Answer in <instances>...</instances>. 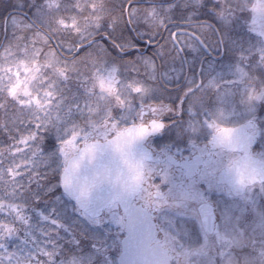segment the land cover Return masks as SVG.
Listing matches in <instances>:
<instances>
[{
	"label": "rangeland",
	"instance_id": "374dc122",
	"mask_svg": "<svg viewBox=\"0 0 264 264\" xmlns=\"http://www.w3.org/2000/svg\"><path fill=\"white\" fill-rule=\"evenodd\" d=\"M127 1L112 0V2L106 4L105 0H102V3L101 0H96V4H93V0H83L81 2L82 6L78 7L79 10L72 11L78 15L74 14L72 16L70 14L71 6L67 5L68 3L70 4L69 0L64 1L66 2L64 7H62L64 3L55 7L54 0H15L14 4L17 7H22L25 4L28 8L34 10L38 25L33 22L34 26L32 24L31 26L37 33L46 37V41L41 40L37 33H33V31L31 36L27 34L25 36V27L27 29V25L20 16L9 15L5 19L7 14L0 20V107L3 110L6 100H14L8 95V89L17 79L22 81L20 87L23 88L26 83L29 91L28 96L18 94L20 100L31 101V98L35 96L41 101L42 105L44 100H50V104L43 105L42 109L37 108L31 102L26 105H20L16 102L18 106L14 110L12 109L13 115L6 118L5 114L3 115V111L0 117V244L3 245V247H0V250H3L1 251L3 253H0V264H4L3 261H8L6 264H46L47 262L48 264H116V257L120 250L119 239L123 236V233L120 227L110 221L113 213L116 214L118 219L122 220L117 205H112L111 209L108 208L103 212L101 215V226L91 225L81 219L75 210L74 204L67 198L62 195L59 200L55 198L60 193L59 188L55 192L46 191L48 186L55 182L56 179H53V176L57 177L58 170L64 164L63 158L57 157L51 164L46 165L40 161V156L56 149V137L64 135L66 126L69 130L73 125L77 126L78 130H83L80 132V137L75 141L79 147L84 143V132L89 131V120L91 119L99 125L106 109L110 110L119 126L125 128L131 123L141 122L137 115L138 108L153 104V101L146 102L144 98L155 94L152 84H155L154 81L161 74L151 72L150 75L147 74L146 80H142L140 78V75H142L141 70L151 69L147 68L140 60L135 59L137 54L132 52L131 49L124 52L123 55H119L116 48L113 47V40L108 37L110 33L109 36L112 37L114 35L117 41L128 40L143 51L144 44L133 41L131 32V37H128L125 30L122 31L124 34L122 38L118 35L120 32L118 33L117 30L120 25H123L125 29V14L128 18L127 21L135 29L136 34L142 41L147 40L149 30L152 33V27H163L161 22L174 26V28L182 26L179 25L181 23L190 24V26L195 25L192 28L188 27V30L199 29L196 23H192V18L191 22H188L187 17L175 20L169 15V12L176 9L186 10L188 5L196 6L193 0H174L178 5L176 4L171 10H166V7L161 5L167 4L164 0H137L138 3H135L136 5L128 8L126 7ZM78 2L79 0L75 1L76 4H79ZM253 4L258 5L256 9L254 5L253 9L250 7L245 9L243 2L242 4L240 2L238 6H233L235 5L234 1L230 6L225 7L227 14L226 24L231 25L237 19L252 23L251 26L253 28L248 35L254 38L252 43L257 47L248 46L244 48L243 53H239L238 50H234L237 48L236 44H233V49L229 50V62H226L220 68L223 66L225 68L226 66L229 69L226 73L229 80L226 88L229 89L230 99L228 97L225 98L231 107V123L232 125H242L251 120L253 125L248 129L249 132L252 129L255 130L257 126L262 128L259 148L252 150L251 154L264 161V99H249L250 96L254 97L259 91L264 90V61H262V55H264V0H253ZM97 5L105 12L114 11V15H109L110 18L119 16L120 19L118 21L115 18L111 20L115 24L114 30L109 27V24H106L104 29L95 30L99 28V25H93L90 22L89 13ZM184 5H187V7H184ZM240 5H243V7H240ZM52 8L57 11L54 12ZM82 9H85L84 12L86 14L82 15L80 12ZM149 13L153 14L149 15ZM80 15L83 16L82 21H80ZM232 16L235 18L233 19ZM29 19L31 18L29 17ZM213 20L221 22L217 16L207 21ZM61 21H63V24ZM143 25L146 28L140 29ZM28 27L30 28V26ZM74 29H79V32H75ZM127 30L130 31L128 28ZM172 30H170V33ZM8 31L15 36L12 37V34H10L7 37L9 35ZM50 33L54 36L52 37L53 39L47 37L46 34L50 36ZM200 35L204 38L206 36L202 33ZM202 36L201 38H203ZM48 39L53 41L49 44ZM177 43L184 53L191 55L184 62L177 61L176 64L179 65V68L193 69L200 67V65L194 63L193 59L204 55V53L193 42L185 38H178ZM77 45H79V49H77ZM160 45V53H163V56L158 53V49H151L145 53V56L151 57L155 61V69L164 68L162 67V65L164 66V59H169L166 55L177 51L167 40H164ZM101 48L110 49L114 54L117 53L114 58L121 61L120 67H117L116 62L110 63L102 60L96 63L97 61L94 62L89 57V54L93 57H98L99 53L101 54ZM50 50L55 56V63L47 66L45 61L48 59ZM177 52L180 53L181 51ZM71 56H78L80 60L93 62L94 64L96 63L95 66H98L90 80L85 81L80 77L82 83L78 81L77 84L79 86L80 84L82 85L84 96L79 103H71L70 97L64 95L66 88L60 84V76L57 72V69H67L66 67L76 70V68L68 64ZM257 56L259 61L256 62ZM21 61H23L24 67L29 69L33 67L32 62H36L39 70L34 78L27 79L31 73H26L23 70ZM168 61L171 62V60ZM196 63L201 62L197 61ZM221 63L222 60L220 61ZM113 67H115L116 72L111 85L113 91L109 93L100 87L97 78L109 76L110 69ZM202 68L213 67L204 65ZM237 68L246 73L243 80L240 79L239 73L236 71ZM255 69H260L262 74V83L260 85L256 83V77L252 72ZM47 70H49L48 74H46ZM41 72L45 73L46 79L39 78ZM165 76L167 77L168 74H165ZM207 78L209 80L210 76ZM212 78L216 81V77L213 76ZM221 78L220 76L219 79ZM133 83H141L145 87H147L146 84H149L151 87L147 88L150 91L145 95L133 93L130 89V85ZM46 92H51L52 95L46 96ZM118 101H122L123 105L121 106ZM7 104L9 103L7 102ZM89 104L95 109L92 113L88 111ZM24 107H27L24 111L29 112V116L17 117L18 115L16 114H22L21 111H23ZM260 110L261 114L259 113ZM6 123L12 131L7 129ZM35 123H42L45 130L38 131L35 142L19 143L18 141L22 135L34 130ZM57 127L59 131H57ZM111 127L112 125L109 123L108 128L111 129ZM14 128L16 129L14 130ZM17 130L21 132H17ZM113 135L114 132L109 131L107 138L109 139ZM96 138L95 135L92 136V140ZM100 138L101 140L103 139V137ZM37 147L42 148L43 153L34 156L33 152ZM234 158L235 155L231 154V160ZM53 169L57 171H53ZM40 170L50 180H48L47 187L43 189L41 195L36 193L38 191H33L34 195L29 197L19 179L32 174L39 176L36 173ZM36 197H39V199L37 200ZM197 200L199 201V199ZM239 202L243 204L240 206ZM231 207L232 230L225 237H209L197 234L164 237L162 245L175 257L172 264H264V183L247 188L239 199L232 201ZM241 208L244 210H241ZM234 209L235 212H233ZM40 213H43L48 219L42 220ZM240 215H244V225L241 226V229ZM40 220L44 221L43 223H52L54 227H57L58 224L52 221L59 222L60 228H55L56 232H53L52 235L60 233L62 229L65 230L63 226L66 225L68 231L65 232H68V236L70 234L72 239L75 237L79 241L76 244L81 246L82 250L85 247L81 242H84L86 245H91L94 251L91 250L88 254L86 253L80 257H68V259L66 255L62 256L61 254L56 258L51 257L47 253H49L53 244L44 243L43 233L39 232L41 226L37 227ZM32 224L34 228L31 227ZM109 230H114L118 233L116 241L111 235H108ZM18 240L23 245L22 251L29 249L28 252H30L31 250L29 254L20 255L21 253L16 251L18 245L13 243V241L16 242ZM115 242L116 245L113 244ZM48 257L49 260L46 261ZM9 258L13 259H11L12 262Z\"/></svg>",
	"mask_w": 264,
	"mask_h": 264
},
{
	"label": "flooded vegetation",
	"instance_id": "af4514ba",
	"mask_svg": "<svg viewBox=\"0 0 264 264\" xmlns=\"http://www.w3.org/2000/svg\"><path fill=\"white\" fill-rule=\"evenodd\" d=\"M244 4L245 9L249 7L253 9L254 6L256 9L258 6L253 4V0H245ZM220 8L221 7L219 6L218 9ZM161 24H163V27H152V33L149 30L147 40L144 41H142L137 34L133 33L132 40L143 43L144 49L141 51L140 48L135 47L131 49L132 52H135L140 56H145V53H147L148 50L158 49V53L163 56V53H160V44L164 40H167L172 44L171 35L176 30H183L198 36L209 50V53H205L198 43L190 36L180 35L177 39L185 38L190 40L204 53V55L193 59L194 63L200 65V67L193 69L179 68V65L176 64L177 61L184 62L191 56L184 53L181 48L182 51L180 53L176 51L177 53L174 52L166 55L169 59H164V66L162 65L164 68L155 69L154 71L148 69L141 70L142 75H140V78L142 80H146L147 74L150 75L151 72L154 74H161V76L154 81L155 84H152V87L156 90H154L155 95L162 97L163 99H161L159 103L153 102V104L162 103L167 105L166 101L174 98L178 106L180 99L183 96L184 111L183 115H177L178 107H176L175 114L172 115L171 119L164 123L165 127L163 135H151L144 142L145 148L151 153L152 159L145 162L143 172L145 179L142 181L139 193L133 199L132 203L136 211H139L140 209H143L144 211L147 209V214L152 224L146 222V226H153V242L160 243L161 245L164 237L190 236L191 234L209 237H225L232 230V201L239 199L241 196L232 194L228 185L219 180V176L228 168V165L231 164L234 159L241 155V152H231L226 148L222 149L219 147L212 148L209 141L213 134V129L208 128L205 121L210 122L214 118H217V109L222 108L223 117L217 118V122L222 127L231 129L241 125H232L231 123V107L228 100L225 98L228 97L230 99V94H228L229 89L226 88L229 81L226 73L229 69H227L226 66L225 68H223L224 66L222 68L220 67L226 62H229V50L233 49V44H236L235 46L237 49L234 50H238L239 53H243L244 48L248 46L254 48L257 47L252 43L254 38L248 35L251 33L253 26H251V22L249 23L245 21H233L230 25L226 24V22L213 20L197 22L196 26L199 29L188 30V27L192 28L195 25L190 26V24L180 23L179 25L182 26L174 28V26H170L163 22H161ZM145 28L146 26L143 25L140 29ZM171 29L173 30L170 33ZM200 33L206 35L205 38L200 35ZM201 36L203 38H201ZM222 41L223 44H221ZM172 46L175 48L173 44ZM221 47L223 48V51H221ZM168 60H171V62ZM221 60L222 63L220 64ZM197 61H200L201 63H196ZM257 61H259L258 56L256 58V62ZM204 65L212 66L213 68H202ZM252 72L256 77V83L260 85V83H262L260 69H255ZM165 74H168V76L166 77ZM208 76H210V79L213 76L216 77V83L219 85V93L213 88L206 87ZM220 76L222 77L221 79H219ZM146 86L148 88L151 87L149 84H146ZM220 93L223 94L222 99L220 98ZM150 106L145 105L143 108L137 109L138 112L141 110L143 111V119H145V121L153 118ZM189 107H191L194 114L188 112ZM259 113L261 114V110ZM138 118L139 121H141L139 116ZM189 120L193 122L196 131H192V129L187 126ZM139 123L140 122L131 123L128 126ZM261 131L262 128L259 126H257V128L255 127V130H250L251 134L257 132L258 135L255 146L252 150L259 148ZM162 149L164 150L163 153L161 151ZM200 149L205 150L203 155H201L199 151ZM231 154L235 155L233 160H231ZM168 156L172 157L171 161L167 159ZM186 161L191 162V168L185 167ZM205 161L210 162L208 166L205 165ZM162 170L167 172L172 183L162 182ZM210 173L212 174L213 181L211 189H209L208 185L203 182L195 184V190L202 193L204 199L212 208V233L207 235L201 225L199 215L200 201L191 196L185 195L184 191L192 188L194 183L192 179L193 175H195L196 180L202 181L203 177L208 176ZM170 188L172 189L171 191ZM154 191L166 194V198L162 200L156 199L151 196V193ZM239 204L241 206L243 203L239 202ZM117 208L120 211V206L118 204ZM241 210L244 209L241 208ZM233 212H235V209ZM121 216L124 225V216L122 213ZM239 222H241V229V226L244 225V215H240ZM113 231L114 230H112V232ZM123 232L124 230L122 233ZM117 234L118 233L115 231L112 234L115 241L118 238ZM121 238L119 239V243ZM113 244L116 245V242ZM166 251L171 254L168 249H166ZM174 258L175 257L173 256V260Z\"/></svg>",
	"mask_w": 264,
	"mask_h": 264
},
{
	"label": "snow or ice",
	"instance_id": "6c2138e0",
	"mask_svg": "<svg viewBox=\"0 0 264 264\" xmlns=\"http://www.w3.org/2000/svg\"><path fill=\"white\" fill-rule=\"evenodd\" d=\"M193 3L198 5V7H203L202 0H193ZM174 7V5H167L166 10H171ZM184 7H187V5H184ZM240 7H243V5H240ZM212 11V9H209ZM153 13H149V15H152ZM198 14V11H190L187 13L188 22H191V18ZM214 15L217 16L218 19L221 20V22H227V14L222 13L219 10H216L214 12ZM63 24V21H61ZM74 23V22H73ZM109 27L111 29H115V24L112 23V21L109 23ZM175 33L172 34L173 39L175 38ZM37 36L40 37L41 40L46 41V37L41 35L40 33H37ZM107 38V36H106ZM113 47L116 48L117 52L121 53L122 55L124 52L135 48V45L131 44L128 40L123 41H113ZM223 44V41L221 42ZM77 49H79V45L76 46ZM101 53L104 54L106 52V49L101 48ZM178 51H182V49H178ZM221 51H223V48L221 47ZM89 57L95 60V57H93L91 54H89ZM135 59L140 60L147 68L151 69L152 71L155 70V61L148 56H140L137 55ZM262 61H264V55H262ZM33 67L29 69L28 67H24L23 61H21V67L26 73H31L27 77L28 80L35 77L37 71L39 70L36 66V62L33 61ZM55 63V56L51 52L48 53V59L45 61V64L47 66H51ZM236 71L239 73L240 79L243 80L246 76V73L243 72L241 69L237 68ZM57 72L60 77L66 78V69L60 68L57 69ZM116 72L115 67L110 69V74L107 77H98V81L100 84V87L104 89L105 91H108L111 93L113 91L111 85L112 81L114 79V74ZM21 80L17 79V81L11 85L8 89V95L16 100V102L20 105H26L29 102L34 103L37 108H43V105L50 104V100H44L43 105L41 104V101L37 99L35 96L31 98V101L28 100H20L18 98V94H22L25 96L29 95V91L27 88V84L25 83V86L23 88L20 87ZM191 83V81H190ZM206 87L213 88L219 93V85L216 83L215 79H209L207 81ZM130 89L133 93H139L141 95L147 94L150 90L142 85L141 83H133L130 85ZM46 96H51V92H46ZM220 98H223V94L220 93ZM249 99H264V90H261L257 93L256 96L252 97L250 96ZM118 103L123 105L122 101H118ZM178 111L177 115H180L183 111V96L180 99V102L178 104ZM151 112L153 114V118L145 120L143 119V111H139L137 115L141 118V122L139 124H133L130 127L121 128L119 126V123L115 120V117L112 116L110 110H105L103 117L101 118V123L98 125L94 123L91 119L89 120V131L84 132V145L82 148L78 147L77 143L75 141L80 137V132L83 131L82 129L78 130L77 126L73 125L71 129L69 130L66 126L64 130L63 136H57L56 137V149L53 152L44 153L40 156V161H42L44 164L49 165L52 163V161L57 157H62L64 160V164L62 168L58 170V174L56 177V180L53 184H50L46 191L49 192H55L57 188H59L61 191L60 193L55 197L57 200L60 199V196H64L69 201H71L75 205V210L77 211V214L80 215L81 219L87 221L89 224L94 226H101L102 220H101V212L103 208H109L111 209L112 204H114L116 201L124 202L125 195L131 191L138 190L141 182L145 179L143 172L145 168V162L152 159L151 153L148 151H141L138 158L130 159L133 154L134 147H138L143 144V142L150 136L155 134H160V136L164 133V122L160 119V116L169 111L170 108L166 104H153L150 106ZM71 111V109H69ZM82 111V109H81ZM88 111L89 113H92L95 111V109L92 108L91 104L88 105ZM188 112L190 114H194L192 112L191 107H189ZM218 117H223V109L218 108L217 109ZM159 117V118H157ZM217 118H214L213 120L205 121L208 128L213 129V134L211 136V139L209 141V144L212 148H227L230 147L232 144V138L228 135L231 131L230 129H226L222 127L218 122ZM123 119V116H122ZM111 123L112 127L111 129L108 128V124ZM253 125V121L249 120L246 123L247 128H251ZM187 126L192 129V131H196V128L193 125V122L189 120L187 122ZM45 130L44 125L42 123H35L34 130L30 131V133L22 135L19 139V143L23 144L28 141L35 142L37 139L38 131ZM57 131H59V128L57 127ZM109 131L114 132V136L111 139H108L107 136L109 134ZM95 135L97 138L95 140H92V136ZM100 137H103L101 140ZM41 139H43L41 137ZM92 142H89V141ZM191 143V141H190ZM163 153V149L161 150ZM201 155L205 153L204 149L199 150ZM40 153H43V149L37 147V149L33 152V155H39ZM78 153V155H77ZM104 153H113L116 155H119L121 160L123 161L124 166L127 168V172H124V169H120L118 172H113V170L108 166H103L102 168H98L95 173L91 177H86L83 182L80 181L78 176V170L82 164V161L87 157L89 160L94 159L97 154H104ZM167 159L169 161L172 160L171 156H168ZM39 163V162H37ZM206 166L209 165V161L204 162ZM186 168H191L192 164L191 162H185ZM235 170L236 173V184L243 187L246 180H251L252 177L249 174V170L246 168V166L240 164V163H233L228 165V170ZM53 171H57L56 169H53ZM261 171H264L262 169ZM115 179L116 182L119 183V190H116L113 192L112 197L108 201H100L96 202L93 200L91 196V192L94 188H97L100 184L104 182L112 183ZM192 179L194 181L193 186L191 189H186L184 191L185 195L191 196L194 199H199L200 201V207H201V213L204 215L205 220H207V216L212 213L211 205L207 203V201L204 199L202 193H199L195 190V184L203 182L208 185L209 189L213 186L212 181V174L210 173L208 176L203 177L202 181H198L195 178V175L192 176ZM161 180L162 182H169L172 183L169 179V176L166 171H161ZM155 187V186H153ZM174 187V185H173ZM172 189L170 188V191ZM151 196L155 197L156 199H165L166 194L161 193L159 191H154L151 193ZM38 200L39 197H36ZM144 215H147V209L144 210ZM42 220H47L48 217L44 216L43 213H40ZM53 223H57L59 226L58 221H52ZM111 223L117 225L121 228V231L124 230V225L122 223L121 219H118L116 214L113 213L111 217ZM65 231H68V227L66 225L63 226ZM128 236L125 237V239L122 241L123 244L128 245L131 244L134 240V236L132 233V230L128 229ZM73 242L79 243L78 240L73 237ZM95 246V245H94ZM0 247H3L2 244H0ZM120 264H124L123 261L120 262Z\"/></svg>",
	"mask_w": 264,
	"mask_h": 264
},
{
	"label": "water",
	"instance_id": "95a60500",
	"mask_svg": "<svg viewBox=\"0 0 264 264\" xmlns=\"http://www.w3.org/2000/svg\"><path fill=\"white\" fill-rule=\"evenodd\" d=\"M13 13L18 12L9 13L5 19H7L9 15ZM19 14H22L24 17L28 18L27 14ZM29 21L31 22V24H33L30 19ZM174 33L176 34L175 38L173 39V36H171V41L177 50L180 49V47L176 42V36L187 35L193 38L205 53H208V49L194 34L183 31H176ZM248 129L249 128L246 127V124H243L238 128L231 129L228 135H230V137L232 138V144L226 149L233 152H242L240 157L234 160L231 164L240 163L246 166L252 179L246 180L243 187L241 188L236 184V173L234 169L229 171L227 168L219 176V180L227 184L230 187L231 191L235 192L236 195L242 194L245 191L246 187L264 181V171H261L262 169H264V162L256 156L249 155L250 149L255 145L256 135H249ZM112 137H110L109 139H111ZM82 147L83 145L80 148ZM141 151H147L144 146V142L142 145L134 147V155L130 157V159L138 158ZM103 166L110 167L114 173L118 172L122 168L124 169L125 173L127 172V168L124 166L123 161L121 160L119 155L113 153H104L102 155L97 154L94 159L89 160L87 157H85V159L82 161V164L78 170L80 181L83 182L86 177H91L98 168H102ZM139 189L127 193L125 195L123 203L119 200L115 202L120 204V208L124 214V231L126 233V236H128L129 234V228L132 230L134 236L133 242L128 245L123 244L122 241L125 238L122 239L121 253L117 258V264H120L121 261H123L124 264H170L171 256L166 253V251L160 246V244H153L149 246V242L154 238L153 227L152 225H150L149 227L146 226V222H149L147 215H144L143 211H136L134 206L132 205V200L138 194ZM116 190H119V183L114 179L112 183L106 181L100 184L97 188H94L91 192V196L96 202L108 201L111 199L113 192ZM105 209L107 208H103L102 211H104ZM199 214L204 231L207 234H210L213 227V214L211 213L210 215H208L207 220H205L204 215L201 213V207H199Z\"/></svg>",
	"mask_w": 264,
	"mask_h": 264
},
{
	"label": "trees",
	"instance_id": "16d2710c",
	"mask_svg": "<svg viewBox=\"0 0 264 264\" xmlns=\"http://www.w3.org/2000/svg\"><path fill=\"white\" fill-rule=\"evenodd\" d=\"M64 1L65 0H63V1L54 0L55 7L59 6L61 3H64V5L62 6V7H64L65 4H66V2H64ZM75 1L69 0L70 4L69 3L67 4V5H70L71 6V8H70V14L72 16L74 14L78 15L77 13L72 12V11L73 10L74 11L75 10H79L78 7L79 6H82L81 2H83V0H79V2H78L79 4H76ZM105 1H106L105 2L106 4L112 2V0H105ZM164 1L166 3L168 2V4L162 5L164 7H166L167 5H174V6H176V4L178 5V3H176V1H174V2H172V0H164ZM233 1H234V4H235L233 6H238L240 4V2L242 4V2L244 0H202L203 7H198V5H196V6L188 5V8L186 10H184V9L183 10L176 9L174 11L169 12L170 13L169 15H171V17L174 18L175 20L176 19H184V18L187 17V13L188 12H190V11H198V14H196V15H194L192 17V23L201 22V21H207V20H212L214 18V16H216V15H214V12L216 10H219L218 9L219 6L220 7L221 6L228 7V6H230L233 3ZM14 2H15V0H0V20H2L3 17L5 15H7L9 12H12V11H20V12L27 13L29 15V17L32 19V21L35 22V24L38 25V21H37V19L35 17L34 10H31L25 4H23L22 7H19V6L17 7L14 4ZM134 2H137V0H128L127 1V3H130V7L132 5H136ZM169 2H172V3H169ZM101 3H102V0H101ZM209 9H212V11H210ZM53 11L55 12L57 10L56 9H53ZM84 11H85V9H82L80 11L82 13V15L83 14H86ZM114 13H115L114 11L113 12H109V11L106 12V14L108 16L110 14L111 15L112 14L114 15ZM82 15H80V17H81L80 21H82V17H83ZM21 19L27 25V29L25 27V31H26L24 33L25 36H26V34L29 35V36H31L32 35V31H33V33H37L34 30V28L31 26V24L28 22V20L26 18L21 17ZM119 19H120L119 16H117V18H115L116 21H118ZM183 21H186V20H183ZM124 22H125V19H124ZM106 24L107 23H105V26H106ZM28 26H30L31 29ZM124 30H125V32H127L128 37H131L132 36L131 33H130V31L127 30V25H126V22H125V29H124V26L123 25H120L118 27V30H117L118 33L120 32L118 34L120 36V38H122V35H124L123 32H122ZM21 31L23 32V30H21ZM8 32H9V35H7V37H9L10 34H12V33H10V31H8ZM22 32H21V34H23ZM105 33L108 34L107 32H105ZM109 34H108V37L109 38H111L113 41H117V40H115L116 38H115L114 35H112V37H111V36H109ZM11 36L13 37L15 35L12 34ZM50 36L51 37H54L53 35H51V33H50ZM95 59L96 60H94V62L97 61L96 63H99L98 61H102V60H104V62L107 61V62L112 63L111 61L112 60H115L116 61V64H117V67L121 63V61L119 59H115L114 56L108 55V50H106V52L103 55H102V53L101 54L99 53V56L98 57H95ZM68 64H70V63H68ZM70 65L73 66V68H76V70L74 72H72V73L67 72L68 75L66 73V78H64V77L61 78L60 77L59 78L60 79V84H62L64 86V88H66L64 95H68V97H70L71 103H79L80 100L83 99V96H84L83 95L84 89H82V85L80 84V86H79V84H77L78 81L81 82L80 77H82V76L79 75V71H80L81 65L79 63H71ZM95 67H96V69L98 68V66H95ZM66 68L68 69V67H66ZM48 73H49V70L46 71V74H48ZM39 78L44 80L47 77H45V73L44 72H41ZM82 80H83V77H82ZM76 89H77V91H75ZM6 101L9 104H7V102H6V105H4L5 108L3 110H2V107H0V117L2 116V112L4 111L3 115L5 114L6 118H9L11 115L14 114L13 110H14V108H17L16 106H18V104L16 103L15 100H6ZM26 108L27 107H24L23 108V111H21L22 114H20V113L16 114L15 113L16 115H18L17 117L29 116L28 115L29 112L27 113L26 111H24V109H26ZM37 110L39 111V109H37ZM72 110H73V107H72ZM25 113H27V114H25ZM19 115H21V116H19ZM43 118H45V117H43ZM6 127H7V129L9 131H12L9 128V126H8L7 123H6ZM0 129H1V125H0ZM15 129L16 128H14V130ZM17 132H21V131L20 130H17ZM36 174H38L39 176H36V175L34 176V174H32V175H26V176H23L22 175L23 177H20V179H19V180H21V184L24 185L23 187L27 191V194H28L29 197H32L34 195L33 194V191H38L36 193L38 195H41L43 189L47 187L48 180H50L49 177H47V175L45 173H43L41 170L38 173H36ZM43 222L44 221L40 220V223H39V225L37 227L41 226L39 232L43 233L42 235H43V238H44V243L49 244V245L50 244H53L52 247H51V250L49 251V253H47L48 255H51V257L56 258L59 254H61L62 256L66 255V257L68 259V257H75V256L76 257H78V256L80 257L82 255H85L86 253L88 254L91 250L94 251V248H92L91 245H88V244L86 245V244H84V242H81V244L84 245V247H85V249L82 250L81 246H79L75 242H73L72 237H70V236L68 237V235H65L63 233L64 230L62 228H61L62 230L60 231V233L58 232V234L52 235V233L53 232H56V229H59L60 227L59 226L54 227L52 225V223L47 224V223H43ZM31 227L34 228V225L32 224ZM15 243H17V245H18L17 248H16V251L17 252H20L21 253L20 255H24L26 252L29 254L31 252V250H30V252H28L29 249L22 251L23 245L21 244L20 240L16 241ZM1 251H3V250H0V253H2ZM9 259L11 260L12 258H9ZM30 259L32 260V258H30ZM12 260H11V262H12ZM48 260H49V257L46 259V261H48ZM7 262L8 261H3L4 264H6ZM10 264H12V263H10ZM46 264H48V262Z\"/></svg>",
	"mask_w": 264,
	"mask_h": 264
},
{
	"label": "clouds",
	"instance_id": "9594fccd",
	"mask_svg": "<svg viewBox=\"0 0 264 264\" xmlns=\"http://www.w3.org/2000/svg\"><path fill=\"white\" fill-rule=\"evenodd\" d=\"M93 4H96V0H93ZM91 7V6H90ZM220 12L222 13H226V8L224 6H221V8L219 9ZM114 19V17L110 18L106 12L100 8L98 5L93 9L92 12L89 13V20L93 25H99L98 29H95L97 31H99V29H104L105 27V23L107 22V24H109L111 22V20ZM105 30H109V29H105ZM75 32H79V29H74ZM119 55H122L121 53L117 52ZM117 53H112L111 50H108V55L110 56H115L117 55ZM107 59V58H106ZM112 63H115V60L111 61ZM69 63H79L81 65L80 71H79V75L83 77V79L85 81L90 80L93 75L95 74L96 71V67L95 64L93 62H88V61H83L80 60V57L78 56H71ZM75 69L72 68H68L66 69V72L72 73L74 72ZM145 101H153V102H157L159 103L161 99H163L162 97H158L155 94L150 96V97H145L144 98ZM167 105L169 106L170 110L163 113L160 116V119L165 123L167 120L172 118V115L175 114V109L177 107V102L176 100L173 99H168L166 101ZM181 115H183V112L181 113ZM146 122V121H145ZM53 179H56V176H53Z\"/></svg>",
	"mask_w": 264,
	"mask_h": 264
}]
</instances>
